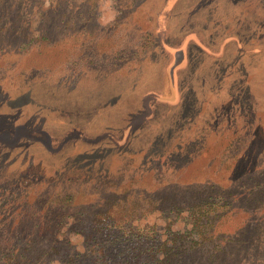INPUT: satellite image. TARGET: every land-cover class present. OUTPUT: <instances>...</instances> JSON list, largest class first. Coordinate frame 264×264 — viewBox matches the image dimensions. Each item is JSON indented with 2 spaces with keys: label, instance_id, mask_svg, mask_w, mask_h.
Returning a JSON list of instances; mask_svg holds the SVG:
<instances>
[{
  "label": "rangeland",
  "instance_id": "obj_1",
  "mask_svg": "<svg viewBox=\"0 0 264 264\" xmlns=\"http://www.w3.org/2000/svg\"><path fill=\"white\" fill-rule=\"evenodd\" d=\"M135 192L187 263L264 264V0H0V261Z\"/></svg>",
  "mask_w": 264,
  "mask_h": 264
},
{
  "label": "trees",
  "instance_id": "obj_2",
  "mask_svg": "<svg viewBox=\"0 0 264 264\" xmlns=\"http://www.w3.org/2000/svg\"><path fill=\"white\" fill-rule=\"evenodd\" d=\"M75 199L77 197L67 193L60 197V200L67 202ZM103 202L107 204L106 207L101 206L89 215L80 211L79 218L65 211L56 214L55 234L66 236L74 230L80 235L81 242L72 244L68 240L50 243L47 236L53 234L52 230L47 232L46 227L40 228L31 233L38 235L39 248L32 246L31 242L21 245L19 249L10 248L0 264H192L187 263L184 254L187 249L202 246L204 230L201 224H193L191 229L199 234L196 239L193 237L186 243L181 230L170 225L164 227L166 235L163 237L158 224L133 223L145 213L154 211L168 222L167 217L171 213L180 212L179 199L156 194L138 196V192H135L128 196H108ZM80 219L83 220L76 223ZM67 221L69 225L65 226ZM192 230H189V235ZM31 231L29 228L27 233Z\"/></svg>",
  "mask_w": 264,
  "mask_h": 264
},
{
  "label": "water",
  "instance_id": "obj_3",
  "mask_svg": "<svg viewBox=\"0 0 264 264\" xmlns=\"http://www.w3.org/2000/svg\"><path fill=\"white\" fill-rule=\"evenodd\" d=\"M173 68H174V65L171 67V76L173 77Z\"/></svg>",
  "mask_w": 264,
  "mask_h": 264
}]
</instances>
